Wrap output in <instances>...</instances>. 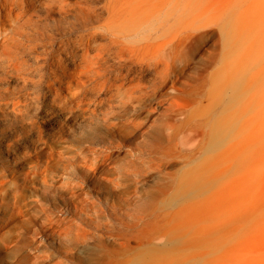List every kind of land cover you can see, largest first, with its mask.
<instances>
[{"label":"rangeland","instance_id":"1","mask_svg":"<svg viewBox=\"0 0 264 264\" xmlns=\"http://www.w3.org/2000/svg\"><path fill=\"white\" fill-rule=\"evenodd\" d=\"M104 2L0 0V264H145L118 252L145 234L157 188L193 164L175 129L189 86L144 64L170 21L136 29L145 15L122 23ZM177 218L159 222L157 264L176 259Z\"/></svg>","mask_w":264,"mask_h":264},{"label":"bare ground","instance_id":"2","mask_svg":"<svg viewBox=\"0 0 264 264\" xmlns=\"http://www.w3.org/2000/svg\"><path fill=\"white\" fill-rule=\"evenodd\" d=\"M95 9L122 23L145 15L136 29L163 13L166 36L146 47L145 70L171 78L170 89L189 86L175 129L187 131L185 159L193 164L157 188L145 234L118 253L157 264L162 250L151 241L161 219L177 215L169 264H264V0H105ZM3 11L0 49L8 39Z\"/></svg>","mask_w":264,"mask_h":264}]
</instances>
